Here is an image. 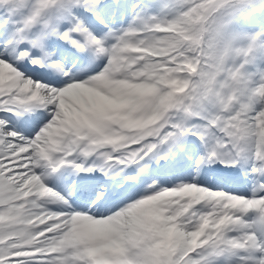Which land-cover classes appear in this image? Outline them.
<instances>
[{
	"label": "snow or ice",
	"instance_id": "6c2138e0",
	"mask_svg": "<svg viewBox=\"0 0 264 264\" xmlns=\"http://www.w3.org/2000/svg\"><path fill=\"white\" fill-rule=\"evenodd\" d=\"M0 264H264V0H0Z\"/></svg>",
	"mask_w": 264,
	"mask_h": 264
}]
</instances>
